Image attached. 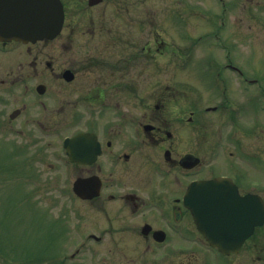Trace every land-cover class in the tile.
I'll return each instance as SVG.
<instances>
[{"label":"flooded vegetation","instance_id":"obj_1","mask_svg":"<svg viewBox=\"0 0 264 264\" xmlns=\"http://www.w3.org/2000/svg\"><path fill=\"white\" fill-rule=\"evenodd\" d=\"M32 1L0 0V125L36 144L60 123L57 115L66 103L78 108L75 119L85 125L69 136L92 132L97 156L90 163L67 160L88 173L77 177L99 179L93 198L73 194L94 211L98 234L92 237L108 242L110 258L103 264H264V223L254 226L239 249L224 252L199 230L184 202L193 180L217 176L231 178L254 201L264 195L258 155L247 165L243 143L230 130L225 147L236 150L226 147L224 157L215 155L210 136L198 132L196 104L182 112L175 100L182 71L195 73L197 66L182 51L171 19L180 15L181 0H173L169 12L165 0H61L64 22L57 36H9L14 5L28 9ZM221 4L225 15L232 10L226 0ZM184 8L196 20L197 6ZM214 38L224 44L218 33ZM225 66L240 72L231 59ZM169 74L174 85L165 84ZM225 108L228 123L238 127L240 112ZM187 155L190 160H184ZM214 156L220 168L211 165Z\"/></svg>","mask_w":264,"mask_h":264},{"label":"rangeland","instance_id":"obj_2","mask_svg":"<svg viewBox=\"0 0 264 264\" xmlns=\"http://www.w3.org/2000/svg\"><path fill=\"white\" fill-rule=\"evenodd\" d=\"M121 3L143 4L141 0ZM151 3L158 4L156 0ZM172 3L164 1L167 12ZM228 3L233 7L225 15L221 0H181L180 15L171 14L182 51L197 60L195 73L182 71L181 92L175 100L182 112L184 106L196 104L198 132L210 136L215 155L224 157L228 130L242 141L247 165L253 154L258 155L264 195V0H226ZM189 5L197 6L196 20L184 8ZM216 33L224 38L220 39L224 45L214 38ZM166 36L173 41V35L167 32ZM190 42L195 45L192 49ZM229 59L242 75L225 66ZM170 75L164 76L165 84L174 85L176 80ZM246 79L255 81L251 85ZM225 103L240 112L238 127L228 123ZM65 105L57 115L60 123L36 144L10 126L0 125V264H103L110 258L108 242L99 244L90 237V233L98 234L94 211L84 209L72 192L75 178L88 173L68 162L63 139L85 124L75 119L78 108ZM212 106L217 109L207 110ZM231 149L236 150L227 147V151ZM38 153L45 157H36ZM216 158L211 162L214 169L221 167L216 166L220 157Z\"/></svg>","mask_w":264,"mask_h":264},{"label":"water","instance_id":"obj_3","mask_svg":"<svg viewBox=\"0 0 264 264\" xmlns=\"http://www.w3.org/2000/svg\"><path fill=\"white\" fill-rule=\"evenodd\" d=\"M30 8L15 4L7 25V34L28 40L56 36L62 28L64 9L61 0H35ZM71 161L90 163L97 156L94 134L80 132L64 140ZM191 155L184 160H190ZM199 159H196L198 162ZM194 162V163H196ZM193 164V163H192ZM75 193L82 198H93L99 189V179L92 175L78 177L73 184ZM240 195L231 178L218 176L191 182L184 202L195 216L198 228L212 244L224 252L236 251L249 236L256 224L264 222V201L257 196ZM255 203L256 210L251 209ZM256 218L251 220L248 214Z\"/></svg>","mask_w":264,"mask_h":264}]
</instances>
